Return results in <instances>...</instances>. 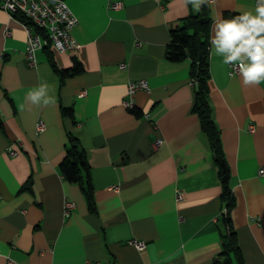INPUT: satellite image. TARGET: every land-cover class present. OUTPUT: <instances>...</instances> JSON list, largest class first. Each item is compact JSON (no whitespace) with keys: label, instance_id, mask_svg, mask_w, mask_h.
Here are the masks:
<instances>
[{"label":"crops","instance_id":"0c3cea01","mask_svg":"<svg viewBox=\"0 0 264 264\" xmlns=\"http://www.w3.org/2000/svg\"><path fill=\"white\" fill-rule=\"evenodd\" d=\"M66 2L81 47L58 52L48 45L35 67L25 56L22 15L0 11V264H227L223 188L194 111L191 62L167 57L172 29L198 11L183 0ZM206 2L211 37L214 18L254 11L257 0ZM75 60L83 71L65 78L52 64L68 70ZM209 70L213 118L231 169L233 231L245 263L264 264V83L245 86L211 43ZM142 79L150 91L126 108L128 84ZM42 83L54 104L27 101ZM64 108L73 116H63ZM71 135L88 158L83 176L92 199L60 170ZM67 201L75 204L69 217Z\"/></svg>","mask_w":264,"mask_h":264},{"label":"trees","instance_id":"16d2710c","mask_svg":"<svg viewBox=\"0 0 264 264\" xmlns=\"http://www.w3.org/2000/svg\"><path fill=\"white\" fill-rule=\"evenodd\" d=\"M22 20L30 22L21 16ZM212 24L211 6L205 2L200 11L192 13L184 18L181 25L171 31V45L167 57L172 62H191V75L196 81V99L194 111L198 115L203 131L207 134L211 146L215 151L218 176L222 184V200L227 213L221 217L222 223L228 231L224 235L222 256L226 257L227 264H246L238 241L237 233L233 231V223L230 216L234 206L235 198L231 188V169L226 159L222 146L219 128L214 121L212 106L210 103V70H209V48L210 30ZM52 46L49 45L48 48ZM55 70L60 72L62 78L75 76L83 71L78 60L68 70H59L55 62L52 63ZM63 116H73V110L64 108ZM70 144L66 155L60 164V170L64 178L70 182L84 185L83 172L89 178L90 165L85 151L80 146L78 139L71 135ZM84 185L85 192L89 199H92V189L89 181Z\"/></svg>","mask_w":264,"mask_h":264},{"label":"built area","instance_id":"2783aa9c","mask_svg":"<svg viewBox=\"0 0 264 264\" xmlns=\"http://www.w3.org/2000/svg\"><path fill=\"white\" fill-rule=\"evenodd\" d=\"M114 8H120L121 3H115ZM8 12L12 17L25 16L30 24L23 23L27 31V47L25 56L30 67L37 65V53L51 45L56 49L57 42L62 46L58 52H72L79 50L81 45L73 38L72 30L78 24V19L66 0H0V11ZM11 32H7L9 36ZM121 68L125 69L126 64H122ZM231 73H239L238 68L231 65ZM140 91H150L147 80L131 81L128 84L127 98L124 106L128 109L135 107V95ZM46 126L43 121L37 124V132L41 133ZM250 131H255V126L250 127ZM162 143L161 140L156 142L157 146ZM7 152L11 156H17L18 152L11 146L7 148ZM260 174H264V169L260 170ZM118 190V188H116ZM178 201L183 200V194H178ZM75 208V204L67 201L64 207V214L69 217ZM224 213H227L225 210ZM131 244L135 245L140 251L146 249V243L139 240H132ZM87 264H98L88 262Z\"/></svg>","mask_w":264,"mask_h":264},{"label":"clouds","instance_id":"9594fccd","mask_svg":"<svg viewBox=\"0 0 264 264\" xmlns=\"http://www.w3.org/2000/svg\"><path fill=\"white\" fill-rule=\"evenodd\" d=\"M206 0H183L200 11ZM212 54L222 57L225 65L238 68L245 86L264 83V0H257L254 11H243L230 19L214 18L210 37ZM57 42L56 49L61 50ZM32 105L55 103L49 85L42 83L27 93Z\"/></svg>","mask_w":264,"mask_h":264}]
</instances>
